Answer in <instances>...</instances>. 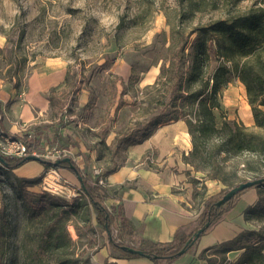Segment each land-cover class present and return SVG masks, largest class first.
Returning a JSON list of instances; mask_svg holds the SVG:
<instances>
[{"label":"rangeland","instance_id":"obj_1","mask_svg":"<svg viewBox=\"0 0 264 264\" xmlns=\"http://www.w3.org/2000/svg\"><path fill=\"white\" fill-rule=\"evenodd\" d=\"M261 8L264 0H0V128L7 124L6 130L1 128L6 135L26 141L31 150L42 151L35 134L33 138L24 135L29 125H20V131L15 133L10 131L13 121L8 94L14 90L15 98L22 100L31 75L61 68L66 71L65 84L49 94L52 109L45 119L51 121L52 131L42 140L59 148L78 146L83 160L79 168L84 175L92 176L96 169L104 172L122 166L130 138H139L156 115L172 111L171 88L159 90L154 86L165 58L176 56L184 44L188 54L198 42L207 41L211 51L204 69L206 76L219 63L231 66L221 56L216 42L211 43L204 35L198 39L200 29L220 20L237 22ZM233 59L237 64L242 62L237 56ZM233 75L220 93L222 111L217 115L220 120L235 121L264 137V130L254 124L245 87L235 72ZM165 90L167 108L156 103ZM250 158L244 153L237 162L224 161L226 168L221 177L234 187L264 176V152L252 162L253 167L262 170L259 174L246 170L244 163L251 162ZM41 166L39 161H28L12 171L0 162V213L4 228L0 233L4 257L0 261L96 264L93 257L108 246L109 235L94 222V230H89L91 224L74 216L59 225L60 230L67 229L70 237L65 249L51 250L44 245V233L57 208L53 202L58 203V199L72 204L82 200L52 196L43 191L41 183L21 191L16 177H36L44 171H39ZM60 172L71 188L82 189L75 174L68 169ZM183 173L193 188L192 204L201 209L206 197L203 186L197 183L193 187L191 180L203 175L191 167ZM254 190L259 196V191ZM31 201L36 210L40 208L34 217H30L34 204ZM248 229L264 234V221H251ZM112 235L117 237L115 230Z\"/></svg>","mask_w":264,"mask_h":264},{"label":"trees","instance_id":"obj_2","mask_svg":"<svg viewBox=\"0 0 264 264\" xmlns=\"http://www.w3.org/2000/svg\"><path fill=\"white\" fill-rule=\"evenodd\" d=\"M202 35L208 37L211 43L216 42L221 56L229 61L231 66L219 63L206 76L204 69L210 59L211 51L207 41L198 42L188 54H185L186 44H184L176 56L167 60L165 58V63L161 66L160 74L154 84L159 90L167 86L168 89L171 88V113L156 115L147 123L146 129L139 138H134V140L130 138L129 141L130 145L141 144L160 125L184 121L191 136L192 150L183 157V161L203 175L201 178L191 180L193 187L197 183H201L203 197L206 196L207 187L205 183L207 180H217L227 187L218 194L205 197L199 217L190 223L186 229L179 228L172 241L156 243L138 239L140 228H137L126 217L121 204L110 203V200L115 198L108 186H102L97 179L90 175H84L82 170L73 162L77 173L83 179L82 202L79 203L74 200V203L66 204L58 199V203L53 202L52 205L57 208L43 237V243L48 249L61 250L66 248L70 237L67 229L60 230L59 225L70 221L75 216L91 224L89 230H94V222L108 233V246L114 252L112 254L114 258H142V256L128 251V247H133L144 251V257L149 258L153 264H173L193 250L197 241L193 244L188 243L193 234L207 223L210 224L209 228L217 223L232 206L235 199L244 192L239 193L226 205L218 207V201L233 187L228 180L220 175L226 168L224 161L237 162L246 153L251 157V162L244 163L246 170L255 174L262 172V170L253 167L252 162H255L264 152V137L249 131L235 121L220 120L217 112L222 111L220 93L232 81L235 72L245 87L254 124L264 130V8L248 13L237 22L217 21L200 29L198 39ZM234 56L239 57L242 62L237 64L233 59ZM167 92L168 90H165L162 98L156 100L157 105L164 108L169 106L168 103L164 102V96ZM40 128L35 126L32 129L40 135L42 133ZM107 148L110 149V146ZM3 158L7 163L5 165L7 169L12 171L28 162L25 158L7 156H3ZM42 165L44 171L39 176L32 178L16 177L18 188L21 191L27 187L39 185L44 172L50 167H54L53 162L46 160ZM55 168L59 170L68 169L77 175L66 163ZM118 168L119 166L111 167L104 171L102 176L106 179ZM253 188L259 191V201L255 206L246 210L245 219L248 222L264 221V182ZM31 203L34 204L30 217H34L40 213V208L36 210L35 202L31 201ZM61 205L67 208H63ZM3 229V215L0 213V233H3ZM113 230L117 231L116 238L112 235ZM126 239L131 241L130 244ZM135 239L136 242H133ZM240 250L243 253L237 260L229 259L228 254L230 252ZM3 257L4 250L0 248V258ZM199 258L206 260L208 264H264V234L261 230L256 232L249 229L243 230L233 239L207 247L199 254ZM0 264H2V260ZM55 264L68 263L67 261H60ZM105 264H108L107 260Z\"/></svg>","mask_w":264,"mask_h":264},{"label":"crops","instance_id":"obj_3","mask_svg":"<svg viewBox=\"0 0 264 264\" xmlns=\"http://www.w3.org/2000/svg\"><path fill=\"white\" fill-rule=\"evenodd\" d=\"M65 78L64 69L53 67L35 72L29 77L21 95L22 100L15 98V91L10 90L9 112L13 121L10 131L15 133L20 131V125H29V131H25L24 135L35 134L41 146L48 145L42 139L52 131L51 121L45 119L52 109L49 94L63 86ZM35 126L41 127L40 135L33 131ZM1 128L6 130L8 126L5 124ZM70 148L82 158L78 146ZM191 150V136L184 121L160 125L141 144L130 145L126 162L106 178L108 189L115 198L110 202L121 204L126 217L140 228L138 239L156 243L170 242L179 228L186 229L199 217L203 205L201 209L194 208L193 188L183 173L190 169L183 157ZM77 166L81 167L80 164ZM41 169H44L43 165L39 171ZM205 185L206 198L223 188L217 180H207ZM258 201V193L254 189L243 192L221 219L197 240L193 250L173 264H208L199 258V254L207 247L233 239L248 229L250 222L245 219V212ZM242 253V250L233 251L228 257L235 261ZM112 254L111 249L104 246L94 255L93 260L96 264L106 260L108 264H153L146 257L119 259L112 257Z\"/></svg>","mask_w":264,"mask_h":264},{"label":"built area","instance_id":"obj_4","mask_svg":"<svg viewBox=\"0 0 264 264\" xmlns=\"http://www.w3.org/2000/svg\"><path fill=\"white\" fill-rule=\"evenodd\" d=\"M1 120L2 114L0 112V123ZM29 137L33 138L32 134H29ZM41 149L42 151L31 150L26 141L6 135L2 131V129L0 130V154L2 156L16 158L36 156L42 160L50 161L53 163L64 158H70L76 165H79L82 160L78 153L74 152L72 148H59L45 144L41 146ZM103 173L104 172H102V170L96 169L92 176L93 178L98 180V183L100 185L107 186L106 179L102 176ZM41 185L44 192L52 196H58L65 200H71L74 198H78L79 200L83 197L82 189L80 188L79 191H77L76 189L71 188L72 185L70 184L69 180L64 178L60 170L55 167H50L47 171L44 172ZM112 204L115 203L113 202ZM115 232L117 233L116 230Z\"/></svg>","mask_w":264,"mask_h":264},{"label":"water","instance_id":"obj_5","mask_svg":"<svg viewBox=\"0 0 264 264\" xmlns=\"http://www.w3.org/2000/svg\"><path fill=\"white\" fill-rule=\"evenodd\" d=\"M25 160L26 161H39L41 163H44V160H42L36 156H28L27 158H25ZM0 162L5 164V165L7 164L5 159L3 158V156L1 154H0ZM64 163H66L70 169H72L73 171H75L77 173V169H76L75 165L73 164V162L70 158H64V159L56 161L54 163V167H57V166L64 164ZM77 178L80 181L81 185L83 186L82 176L77 173ZM263 182H264V177L259 178V179L247 180V181L241 182L240 184L229 189V191L222 196V198L217 203L218 207H222V206L226 205V203H228L231 199H233L239 193H241L247 189H251L256 185L262 184ZM209 226H210V224L207 223L204 227L197 230L193 234V236L189 239L188 243L189 244L195 243L201 237V235L206 231V229L209 228ZM127 249L132 254H136V255H139L142 257L145 256L144 251H142L138 248L128 247ZM182 253H184V251H182Z\"/></svg>","mask_w":264,"mask_h":264}]
</instances>
